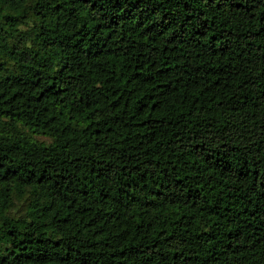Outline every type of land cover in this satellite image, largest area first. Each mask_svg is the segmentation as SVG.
Wrapping results in <instances>:
<instances>
[{
  "label": "trees",
  "instance_id": "trees-1",
  "mask_svg": "<svg viewBox=\"0 0 264 264\" xmlns=\"http://www.w3.org/2000/svg\"><path fill=\"white\" fill-rule=\"evenodd\" d=\"M0 264H264V0H0Z\"/></svg>",
  "mask_w": 264,
  "mask_h": 264
}]
</instances>
